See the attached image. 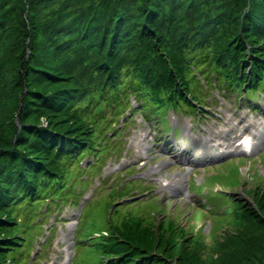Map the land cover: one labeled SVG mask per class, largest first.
<instances>
[{
    "label": "trees",
    "instance_id": "16d2710c",
    "mask_svg": "<svg viewBox=\"0 0 264 264\" xmlns=\"http://www.w3.org/2000/svg\"><path fill=\"white\" fill-rule=\"evenodd\" d=\"M208 80L254 102L264 92V0H0V264L28 263L42 201L74 207L67 167L107 149L121 115L199 116ZM242 191L210 209L214 249L106 215L113 232L88 264H264V183Z\"/></svg>",
    "mask_w": 264,
    "mask_h": 264
},
{
    "label": "rangeland",
    "instance_id": "374dc122",
    "mask_svg": "<svg viewBox=\"0 0 264 264\" xmlns=\"http://www.w3.org/2000/svg\"><path fill=\"white\" fill-rule=\"evenodd\" d=\"M202 82L199 91L208 106L199 109V116L168 110L155 120L139 109L127 111L114 123L118 128L109 131L108 138L116 139L107 149L67 167L75 205L61 201L47 211L45 201L36 206L33 212H39L29 223L42 224L37 231L27 229L32 242L25 251L27 264H88L97 258L93 249L99 248L101 236L113 232L102 222L106 215L124 227L138 222L179 227L215 248L218 219L210 209L223 205L221 191L236 195L247 181L264 183V92L254 102L237 88ZM251 133L256 144L247 150L241 143ZM99 154V165L88 166ZM238 170L239 178H233ZM114 191H119L117 198H112ZM227 221L221 219L223 227Z\"/></svg>",
    "mask_w": 264,
    "mask_h": 264
},
{
    "label": "bare ground",
    "instance_id": "6f19581e",
    "mask_svg": "<svg viewBox=\"0 0 264 264\" xmlns=\"http://www.w3.org/2000/svg\"><path fill=\"white\" fill-rule=\"evenodd\" d=\"M243 146L246 147L247 150L251 149L253 150L252 147L255 146L256 144V136L254 134H249V135H246L243 140H242V143H241ZM168 181V180H167Z\"/></svg>",
    "mask_w": 264,
    "mask_h": 264
}]
</instances>
